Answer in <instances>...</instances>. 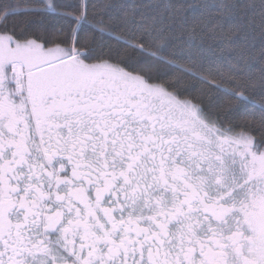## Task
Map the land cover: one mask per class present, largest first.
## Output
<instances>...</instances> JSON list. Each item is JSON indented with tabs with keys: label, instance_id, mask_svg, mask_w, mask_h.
Wrapping results in <instances>:
<instances>
[{
	"label": "snow or ice",
	"instance_id": "6c2138e0",
	"mask_svg": "<svg viewBox=\"0 0 264 264\" xmlns=\"http://www.w3.org/2000/svg\"><path fill=\"white\" fill-rule=\"evenodd\" d=\"M0 264H264V0H0Z\"/></svg>",
	"mask_w": 264,
	"mask_h": 264
}]
</instances>
